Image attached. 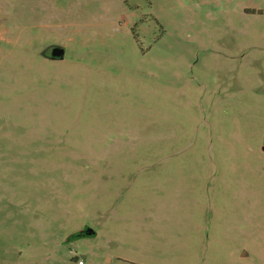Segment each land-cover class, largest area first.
<instances>
[{
    "label": "rangeland",
    "instance_id": "374dc122",
    "mask_svg": "<svg viewBox=\"0 0 264 264\" xmlns=\"http://www.w3.org/2000/svg\"><path fill=\"white\" fill-rule=\"evenodd\" d=\"M263 147L264 0H0V264H264Z\"/></svg>",
    "mask_w": 264,
    "mask_h": 264
},
{
    "label": "water",
    "instance_id": "95a60500",
    "mask_svg": "<svg viewBox=\"0 0 264 264\" xmlns=\"http://www.w3.org/2000/svg\"><path fill=\"white\" fill-rule=\"evenodd\" d=\"M64 56H65V50L63 48L56 47L53 50V52H52V58L60 57L63 60L64 59ZM263 151H264V147H263ZM93 234H94V231L91 230V229H88V230L85 231V235H87V236H91Z\"/></svg>",
    "mask_w": 264,
    "mask_h": 264
},
{
    "label": "flooded vegetation",
    "instance_id": "af4514ba",
    "mask_svg": "<svg viewBox=\"0 0 264 264\" xmlns=\"http://www.w3.org/2000/svg\"><path fill=\"white\" fill-rule=\"evenodd\" d=\"M55 48H56L55 46L54 47H51L50 52L49 53L45 52V55L44 56H46V58L50 59L51 61L62 60L60 57L52 58V52H53V50Z\"/></svg>",
    "mask_w": 264,
    "mask_h": 264
},
{
    "label": "trees",
    "instance_id": "16d2710c",
    "mask_svg": "<svg viewBox=\"0 0 264 264\" xmlns=\"http://www.w3.org/2000/svg\"><path fill=\"white\" fill-rule=\"evenodd\" d=\"M78 235H79V236H83V237H86V236H87V235H85V232H84V231H82V232H78V233H77V236H78Z\"/></svg>",
    "mask_w": 264,
    "mask_h": 264
},
{
    "label": "built area",
    "instance_id": "2783aa9c",
    "mask_svg": "<svg viewBox=\"0 0 264 264\" xmlns=\"http://www.w3.org/2000/svg\"><path fill=\"white\" fill-rule=\"evenodd\" d=\"M79 264H82V262H79Z\"/></svg>",
    "mask_w": 264,
    "mask_h": 264
}]
</instances>
